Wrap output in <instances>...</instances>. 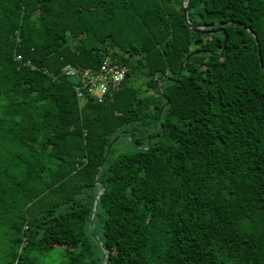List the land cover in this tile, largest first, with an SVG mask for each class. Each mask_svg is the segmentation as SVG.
<instances>
[{"label":"trees","instance_id":"trees-1","mask_svg":"<svg viewBox=\"0 0 264 264\" xmlns=\"http://www.w3.org/2000/svg\"><path fill=\"white\" fill-rule=\"evenodd\" d=\"M185 1L0 0V264H264V0Z\"/></svg>","mask_w":264,"mask_h":264},{"label":"built area","instance_id":"built-area-1","mask_svg":"<svg viewBox=\"0 0 264 264\" xmlns=\"http://www.w3.org/2000/svg\"><path fill=\"white\" fill-rule=\"evenodd\" d=\"M16 59L20 60L21 57L18 55ZM26 64L29 65V62ZM127 72L125 65L110 56L102 60L95 72L71 66H64L61 70V74L70 80L78 100L87 99L95 103H101L111 97L125 79Z\"/></svg>","mask_w":264,"mask_h":264},{"label":"rangeland","instance_id":"rangeland-1","mask_svg":"<svg viewBox=\"0 0 264 264\" xmlns=\"http://www.w3.org/2000/svg\"><path fill=\"white\" fill-rule=\"evenodd\" d=\"M119 148H121V150H127L130 148V145L123 140L119 143ZM36 254H38L35 256L40 264H62L65 260V250L63 247L59 246H54L49 251L42 254L41 252H37Z\"/></svg>","mask_w":264,"mask_h":264},{"label":"water","instance_id":"water-1","mask_svg":"<svg viewBox=\"0 0 264 264\" xmlns=\"http://www.w3.org/2000/svg\"><path fill=\"white\" fill-rule=\"evenodd\" d=\"M188 2H189V0H186V1L184 2L183 7H182V12H183V18H184V21H185V23H186V25H187V27H188L189 29H191L192 31H195V32H203V30H204L206 27L215 26V25H222V24H210V25H201V26H198V25H192V24L188 21V19H187V14H186V12H187V5H188ZM225 42H226V37H225V35H224V39H223L222 47H224ZM195 53L197 54L198 52H195ZM257 54H259L258 46H257ZM189 57H190V55H187V56L185 57V59H184V62H186V61L189 59ZM184 62H182V63L179 65L178 73L181 71ZM117 138H118V137H115V138L112 139L111 143L109 144V147L111 146V144H112L114 141L117 140ZM109 147H108V148H109Z\"/></svg>","mask_w":264,"mask_h":264}]
</instances>
